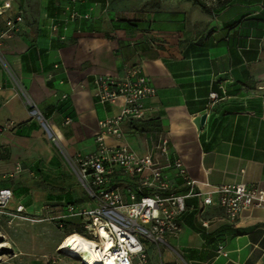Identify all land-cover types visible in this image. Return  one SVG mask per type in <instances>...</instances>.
Instances as JSON below:
<instances>
[{
	"label": "crops",
	"instance_id": "0c3cea01",
	"mask_svg": "<svg viewBox=\"0 0 264 264\" xmlns=\"http://www.w3.org/2000/svg\"><path fill=\"white\" fill-rule=\"evenodd\" d=\"M5 2L11 3L6 16L22 11V29L15 34L4 33L6 16L0 17V122L14 123L0 134V188L12 192L9 211L22 205L28 217L50 223L67 205H91L77 175L73 180L63 165L93 152L98 122L120 110L119 101H97L94 77H123L131 69L155 96L145 101L143 120L123 124L124 140L163 167L168 189L162 194L189 191L172 167L178 159L195 192L207 191L204 181L264 183V0H224L209 12L192 0L0 5ZM74 13L88 17L71 18ZM210 92L225 98L206 116ZM161 141L167 142L166 156L157 149ZM114 182L122 187L129 180ZM185 204L179 233L145 245L148 264H264V209L243 212L230 223L210 206L204 228L197 216L200 199ZM23 224L34 225L9 224L0 215V237L5 226ZM43 236L45 258L57 252L63 234ZM36 242L34 237L23 252L17 240L5 243L17 259L36 253ZM219 246L226 257H217Z\"/></svg>",
	"mask_w": 264,
	"mask_h": 264
},
{
	"label": "built area",
	"instance_id": "2783aa9c",
	"mask_svg": "<svg viewBox=\"0 0 264 264\" xmlns=\"http://www.w3.org/2000/svg\"><path fill=\"white\" fill-rule=\"evenodd\" d=\"M75 1V0H71ZM207 7L217 5L224 0H201ZM11 3L0 5V17L6 16ZM86 19L87 15L72 14L71 18ZM4 33L15 34L22 29V11L18 10L3 20ZM94 96L101 104L121 103L119 112L110 118L98 122L95 135V150L86 155H78L73 163L78 181L91 205L70 204L61 216L50 217L48 222L55 223L63 231V238L57 252L68 256L63 248L66 240L73 235L83 239L93 254L92 264H148L145 242L154 245L164 243L167 235H177L181 229L180 218L186 211L185 199H200L197 216L202 227L207 228L204 219L206 208H220L225 219L233 223L239 215L253 209H264V183L247 186L243 183L203 185L206 192H195L192 189L195 181L189 178L181 160L172 164L178 176L189 187L185 195L167 194L168 189L162 170L163 167L151 155L139 156L124 140L122 126L125 123L141 121L146 117L145 101L155 96V89L137 75L135 69L126 71L123 77L98 75L93 79ZM225 97L215 92L208 94L204 113L207 116L211 109ZM13 122L1 123L0 134L13 127ZM108 139L117 144L109 145ZM161 154L167 155V142L161 141L157 146ZM19 168L16 167V170ZM129 180L124 186L114 182L115 179ZM152 192L144 193L143 189ZM12 192L0 188V215L5 216L9 224L15 220L31 224L41 220L24 214L22 205L8 210ZM69 219L80 221L82 232L69 234L65 231V222ZM11 256L16 255L9 249ZM83 253V252H82ZM82 253L75 258L79 264H88ZM226 257L222 246L217 249V257ZM3 260L0 256V263ZM47 264H56L50 258Z\"/></svg>",
	"mask_w": 264,
	"mask_h": 264
},
{
	"label": "rangeland",
	"instance_id": "374dc122",
	"mask_svg": "<svg viewBox=\"0 0 264 264\" xmlns=\"http://www.w3.org/2000/svg\"><path fill=\"white\" fill-rule=\"evenodd\" d=\"M58 153V155H62L58 151V149H55ZM64 167L67 168L69 177L74 179V176H76V170L72 163L65 162ZM79 185V184H77ZM87 195V194H86ZM87 198V197H86ZM91 204V202H89ZM77 223L71 222L70 224H66L65 231H67L68 228H74ZM5 235L3 237H0V256L3 260L0 264H47V260L49 258H53L56 261V264H79L78 260L75 258H71L69 256H66L64 254H60L58 252L53 253L51 255H46L47 257H42L40 253L44 248L45 244L43 242L44 236H54L56 233L63 234V231H61L55 223H37L34 225L30 224H23L19 227L14 226H5ZM34 237L37 239V252L36 253H22L20 256H18L17 259L13 258L10 254L9 249L10 246L6 245L5 242H10L17 240L19 242V246L21 247V250L28 251L30 248V242L34 240ZM43 239V240H42ZM31 244V247L36 246ZM150 242H145L144 245L148 246L150 245ZM12 250V249H11ZM47 258V259H46Z\"/></svg>",
	"mask_w": 264,
	"mask_h": 264
},
{
	"label": "bare ground",
	"instance_id": "6f19581e",
	"mask_svg": "<svg viewBox=\"0 0 264 264\" xmlns=\"http://www.w3.org/2000/svg\"><path fill=\"white\" fill-rule=\"evenodd\" d=\"M63 248L67 251L68 256L71 258H76L78 253H82V258L88 263L92 264L94 259L92 252H90L89 245L81 239L78 235H73L69 237Z\"/></svg>",
	"mask_w": 264,
	"mask_h": 264
},
{
	"label": "trees",
	"instance_id": "16d2710c",
	"mask_svg": "<svg viewBox=\"0 0 264 264\" xmlns=\"http://www.w3.org/2000/svg\"><path fill=\"white\" fill-rule=\"evenodd\" d=\"M192 1H194V2H196L197 4H199L205 11H208L209 12V10H208V8H207V6L201 1V0H192ZM71 222H75V223H77V224H75L76 226L74 227V228H68L67 229V232L69 233V234H80L81 232H82V229H81V226H80V221L79 220H77V219H69V220H67L66 222H65V226H66V224H70Z\"/></svg>",
	"mask_w": 264,
	"mask_h": 264
},
{
	"label": "water",
	"instance_id": "95a60500",
	"mask_svg": "<svg viewBox=\"0 0 264 264\" xmlns=\"http://www.w3.org/2000/svg\"><path fill=\"white\" fill-rule=\"evenodd\" d=\"M204 120H205V116L203 115V116L200 118V123L203 124V123H204Z\"/></svg>",
	"mask_w": 264,
	"mask_h": 264
}]
</instances>
